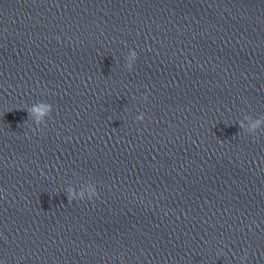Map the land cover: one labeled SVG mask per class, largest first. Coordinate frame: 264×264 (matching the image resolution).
Masks as SVG:
<instances>
[{
	"label": "clouds",
	"instance_id": "clouds-1",
	"mask_svg": "<svg viewBox=\"0 0 264 264\" xmlns=\"http://www.w3.org/2000/svg\"><path fill=\"white\" fill-rule=\"evenodd\" d=\"M137 59H138L137 54L135 52H133L132 57L129 59V63L126 65V68L130 72L134 70L132 61L133 60L137 61ZM144 99L147 100L148 97L145 96ZM53 110H54V106L52 104H47V105L41 104L40 107L33 106V108L29 109L28 111H29V115L30 116H32L33 114H38L40 117H43L45 115L52 116ZM136 119L138 121H143L145 119V117H144L143 114H141V115L137 116ZM262 123H264V120L256 119L255 122L251 124V127L249 129L250 133L256 134V133L259 132L261 134H264V129H261V124ZM46 127H47V125H46ZM241 127H243V124H241ZM253 137H255V135ZM81 196H83V194H81ZM94 197L96 199H98L99 198V193H98V191H97V189L95 187H92L91 188V193H90V196H89L88 200H93ZM69 203H72L71 197L69 199Z\"/></svg>",
	"mask_w": 264,
	"mask_h": 264
}]
</instances>
